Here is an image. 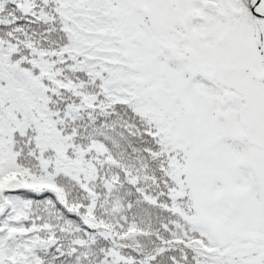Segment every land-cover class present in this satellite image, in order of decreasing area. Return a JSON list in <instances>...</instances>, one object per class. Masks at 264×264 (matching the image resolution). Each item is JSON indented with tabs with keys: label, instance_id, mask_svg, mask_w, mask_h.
<instances>
[{
	"label": "snow or ice",
	"instance_id": "obj_1",
	"mask_svg": "<svg viewBox=\"0 0 264 264\" xmlns=\"http://www.w3.org/2000/svg\"><path fill=\"white\" fill-rule=\"evenodd\" d=\"M0 264H264V0H0Z\"/></svg>",
	"mask_w": 264,
	"mask_h": 264
}]
</instances>
